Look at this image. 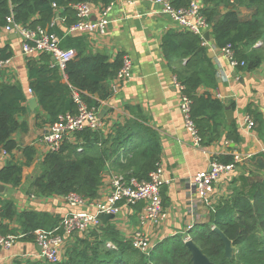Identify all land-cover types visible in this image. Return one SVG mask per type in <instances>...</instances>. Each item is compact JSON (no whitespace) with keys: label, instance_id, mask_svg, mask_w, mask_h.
Segmentation results:
<instances>
[{"label":"trees","instance_id":"1","mask_svg":"<svg viewBox=\"0 0 264 264\" xmlns=\"http://www.w3.org/2000/svg\"><path fill=\"white\" fill-rule=\"evenodd\" d=\"M84 1L100 8L112 2L0 0V31L9 24L8 18L15 24L36 28L45 27L58 17L68 27L77 19L72 5ZM169 1L178 8L186 6L190 0ZM221 5L226 7V11H220ZM236 5H245L254 11L250 17L241 18ZM200 10L210 24L218 47L230 43L236 58L245 61L243 68L251 69L258 65L259 58L245 53L243 46L264 36V0H202ZM50 30L59 36L60 47L74 48L76 56L65 63L63 71L51 63L46 53L27 61L28 86L37 98L39 110L47 115L45 122L51 124L64 112H76L73 90L79 92L89 108L99 111L101 102L113 94L110 81L122 66L123 55L119 53L113 61H109L103 53L90 52L85 36L67 34L57 24ZM160 44L177 82L182 86L181 93L191 101V118L200 144L208 145L218 137L223 104L209 93H197L200 85H216V69L207 55V48L198 35L182 29L167 30ZM12 55L8 45L0 47V60L6 61ZM25 101L26 96L18 82H0V149L12 152L18 148L11 136L17 130L26 129L25 123L17 119L26 113ZM126 109L134 116L125 118L123 122L111 123L106 135L101 127H85L76 131L72 139H65L59 150L46 152L27 181V195L51 197L74 193L80 198L93 200L98 195L107 164L126 178L147 179L148 173L156 168L160 160L159 138L142 122L138 111L130 106ZM40 111L36 113L37 118ZM247 112L254 126L261 124L259 115L253 113L249 105ZM109 120L103 117L100 122L108 125ZM228 137L238 140L234 126ZM22 152L24 162L8 159L0 167L1 184L15 188L22 183L23 167L32 163L35 148L26 145ZM231 160L232 156L215 157V161L220 163ZM162 201L165 203V199ZM60 220V216L47 211L24 209L17 212L14 202L0 194L1 235L22 233L18 240L33 242L36 229H52ZM217 230L232 243L233 255L230 259L225 256L224 242ZM187 233L214 264H264V180H254L247 190H240L222 200L211 209L208 223L195 224ZM70 236L72 241L57 264H191V253L183 234H175L156 243L148 255L133 247L129 239L122 238L110 222L87 233ZM108 241L115 247L107 246ZM10 264L52 263L24 258L14 259Z\"/></svg>","mask_w":264,"mask_h":264},{"label":"crops","instance_id":"2","mask_svg":"<svg viewBox=\"0 0 264 264\" xmlns=\"http://www.w3.org/2000/svg\"><path fill=\"white\" fill-rule=\"evenodd\" d=\"M197 1L202 5V0ZM89 4L91 18L99 17L101 8L90 2ZM220 11H226V7L221 5ZM236 11L241 18H248L254 9L236 5ZM105 18L107 26L103 35L74 33L85 36L92 53H103L109 61H113L121 53L130 60V76L113 91L110 98L101 102L100 110H105L103 117L110 120L108 125L101 123L100 127L106 135L111 123L123 122L125 118L134 116L126 106L138 111L142 122L153 129L159 138V164L165 180L161 193L162 200L165 199V203L162 201L165 217L157 226H140V206L124 203L119 205L115 217L106 223L113 224L124 239L137 229L145 230L153 247L175 234L186 237L191 226L209 222L211 209L222 200L232 197L240 190H247L254 180H264V36L243 46L245 53L259 58L258 65L251 69L233 68L216 45L211 30L209 31L204 45L216 69V85H200L197 93H209L220 99L223 111L217 139L208 145H201L194 143L192 136L184 128L180 112L181 92L175 85L172 66L164 57L160 44L167 30L181 29L178 22L154 0H134L133 3L128 0H112ZM57 25L66 33L67 27L62 20H58ZM6 45L11 48L13 55L0 67V82H18L26 96V113L17 117L20 123H25L26 129L12 134L11 138L18 148L13 150L11 159L24 162L22 148L26 145L34 146L35 156L29 166L23 167L22 183L15 188L7 186V193L1 194L14 202L17 212L33 209L62 217L68 212L92 211L89 203L71 206L63 196L27 195V181L46 153L42 134L50 124L45 122L47 115L39 110L37 98L34 110L29 107V99L34 94L27 91V61L37 58L41 53L24 54L22 38L15 27L9 32L1 30L0 47ZM51 63L54 64L52 60ZM63 80L66 81L65 76ZM248 105L253 113L257 112L259 115L260 125L250 128L247 126L245 118L249 116ZM37 111H40L39 118L36 117ZM232 126L238 133L237 141L228 137ZM217 156H232L231 162L238 156L239 161L233 162L231 170L220 174L211 192L200 194L190 186L189 180L200 171L209 170ZM5 161L0 160V167ZM102 175V184L94 201H104L110 193L112 178L116 175L124 176L108 164ZM103 224L105 223H101ZM71 241V236L64 238L60 250L61 259ZM36 250L34 241L17 240L12 247L0 249V264H10L21 257L27 258L35 254Z\"/></svg>","mask_w":264,"mask_h":264},{"label":"built area","instance_id":"3","mask_svg":"<svg viewBox=\"0 0 264 264\" xmlns=\"http://www.w3.org/2000/svg\"><path fill=\"white\" fill-rule=\"evenodd\" d=\"M128 1L130 3L134 2V0ZM154 1L163 6V11L175 19L182 30H188L198 35L203 40V44H205L203 35L206 31L209 32L211 27L204 14L201 12V5L197 0H190L186 6L178 8L173 7L169 0ZM53 6H55V4H53ZM72 7L75 10L77 19L67 27V34H105L107 26L105 16L109 10V5L102 7L100 16L95 19L91 18L89 2H78L73 4ZM58 20L57 17L45 27L37 26L36 28H30L25 25L15 24L11 18H8L9 24L12 22L14 23V27L22 38V51L24 54L46 53L50 56L54 64L63 70L65 63L76 56V50L74 48L60 47L59 36L56 32L50 30L51 27L57 24ZM9 24L4 26L2 30L5 32L12 30ZM220 51L226 57L231 67L237 68L245 66L244 60H238L236 58L235 51L230 43L220 47ZM5 62L6 61L0 60V67ZM130 69V60L128 57L123 56L122 66L115 77L110 81V87L113 91L130 76ZM175 85L181 92L182 86L177 82L176 78ZM27 91L33 94L30 88H28ZM72 98L77 104L76 112L67 111L60 114L57 120L49 124L42 134V142L46 147V152L59 150L63 141L65 139H72L76 131H80L85 127L97 129L101 126L98 110L89 108L76 90H73ZM190 104V99L181 93L180 112L183 117L184 128L190 133L194 143L200 144L197 128L191 118ZM245 121L249 128L253 126V121L249 116L245 118ZM12 152H8L4 148L0 149V160L11 159ZM233 160L234 161L229 163L213 161L210 167L211 170L200 171L190 178V186L203 195L211 192L213 184L220 174L231 170L234 167L233 162L239 161V157L235 156ZM164 184L165 180L162 176L160 164L158 163L156 168L148 173L147 179H137L135 177L126 178L121 175L114 176L111 181L110 193L104 201L83 199L74 193L63 196L71 206L89 203L93 210L68 212L61 217L56 227L52 229H36L33 234L34 244L37 250L35 254L27 258L57 264L60 262V250L66 236H70L73 233L84 234L92 229L98 228L101 225V221L96 216L97 212L116 214L119 211V205L121 203L140 206L138 212V223L140 226H157L165 217L161 196ZM22 236V233L17 235L0 234V249L12 247ZM127 239L130 240L133 247L146 255H148L152 249L149 234L145 230L137 229L132 232ZM184 239L188 240L190 238L187 235ZM107 246L112 248L115 247L110 241L107 242Z\"/></svg>","mask_w":264,"mask_h":264},{"label":"water","instance_id":"4","mask_svg":"<svg viewBox=\"0 0 264 264\" xmlns=\"http://www.w3.org/2000/svg\"><path fill=\"white\" fill-rule=\"evenodd\" d=\"M9 27L14 28V23L13 22L10 23ZM208 35H209V32L206 31L203 35L204 39H208ZM35 106H36V97L32 96L29 99V107L31 110H34ZM104 114H105V110L104 109L100 110V112L98 114L99 118L100 119L103 118ZM209 170H211V168H209ZM7 191H8V187L5 186L4 184L0 183V194L1 193L6 194ZM96 216L101 221V223H106L107 221L113 219L115 217V214L105 213V212H97ZM217 231L220 234L221 239L224 242L225 256L228 259L232 258L233 247H232L231 241L228 238H226L222 234V232H220L219 230H217ZM185 245L187 246L188 250L191 253V264H214L213 262H211L208 259V257L206 255H204L202 253V251L196 246V244L191 239L185 240ZM38 249H39V247H38Z\"/></svg>","mask_w":264,"mask_h":264},{"label":"rangeland","instance_id":"5","mask_svg":"<svg viewBox=\"0 0 264 264\" xmlns=\"http://www.w3.org/2000/svg\"><path fill=\"white\" fill-rule=\"evenodd\" d=\"M22 259H24V258H22V257H21V259L19 258V260H22Z\"/></svg>","mask_w":264,"mask_h":264}]
</instances>
